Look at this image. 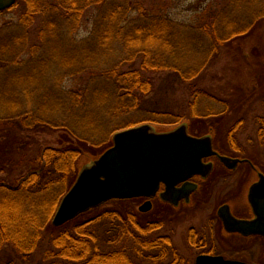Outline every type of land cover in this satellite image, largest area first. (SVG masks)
<instances>
[{
	"label": "trees",
	"instance_id": "trees-1",
	"mask_svg": "<svg viewBox=\"0 0 264 264\" xmlns=\"http://www.w3.org/2000/svg\"><path fill=\"white\" fill-rule=\"evenodd\" d=\"M250 1L213 0L183 21L163 9L162 0L24 2L22 29H0V162L14 170L24 160L27 168L12 184L0 182V252L11 246L25 260L42 250V264H167L175 246L161 225L141 220L135 198L113 199L62 226L52 219L81 159L101 155L119 130L188 121L193 134L215 130L220 150L248 157L247 149L223 138H237L238 125L246 131L254 117L264 141V6L247 11ZM87 14L94 18L92 33L78 40ZM34 16L41 22L32 36ZM224 55L227 68L243 63L240 72L256 78L221 90L226 96L207 94L204 76ZM66 77L73 87H66ZM174 93L183 96L175 109L161 106ZM205 99L221 109L197 110ZM134 112L148 116L113 123ZM41 133H59V146L32 152ZM11 260L0 258V264Z\"/></svg>",
	"mask_w": 264,
	"mask_h": 264
},
{
	"label": "water",
	"instance_id": "water-1",
	"mask_svg": "<svg viewBox=\"0 0 264 264\" xmlns=\"http://www.w3.org/2000/svg\"><path fill=\"white\" fill-rule=\"evenodd\" d=\"M17 0H0V11L12 7ZM113 145L99 157L85 164L79 171L73 185L62 197L53 216L52 223L62 226L80 214L97 208L112 199L147 197L140 209L148 211L151 200L161 184L165 190L161 198L178 205L182 197H189L197 187L188 181L195 175L207 176L213 163L203 159L218 152L213 148L211 134L194 136L189 133L188 122L176 127L158 131L151 123H142L115 132ZM229 167H235L239 159L221 156ZM183 182L178 188L177 184ZM256 217L252 220L236 218L230 209L221 208L228 231L243 234L264 235V174L249 190ZM196 264H256L228 260L222 256L197 258Z\"/></svg>",
	"mask_w": 264,
	"mask_h": 264
},
{
	"label": "rangeland",
	"instance_id": "rangeland-1",
	"mask_svg": "<svg viewBox=\"0 0 264 264\" xmlns=\"http://www.w3.org/2000/svg\"><path fill=\"white\" fill-rule=\"evenodd\" d=\"M26 1L29 2V0H21L18 3V5H15L4 11H0V29L7 27V26H10L9 28L10 29L12 28L14 32H15V29L17 28L22 29L23 25L26 23V20H27L26 17L24 16L25 19L22 25L20 26V23L23 18L22 14L25 8L24 2ZM210 1H213V0H162L161 7L165 9L166 6H168L167 9L169 13L172 15V17L178 21H183V20L188 19L190 16L196 14L198 10H200L204 5H206ZM216 2L219 3L220 5L225 3L224 0H216ZM250 2H251L249 4L250 7L247 8V11H251V9L253 7H256L258 4L261 6H264V0H251ZM144 9L146 10V8ZM148 9L149 8H147V10ZM150 12H153V10L150 9ZM31 21H35L32 27L33 29H31V34L33 36V35H36L37 29H39L38 24L39 22H41V19L39 16L38 17L34 16ZM93 22H94V18L92 17V15L87 14L85 16V19L82 25L77 30L76 37L78 40H83L90 36V34L92 33V29H93ZM200 37H201V34H200ZM33 40H36V39H33L30 37V41H33ZM225 51L226 50H224L223 52ZM228 62L229 60L227 59V56L224 55L216 61V64H214L208 72L206 71L207 73L204 76V79H205L204 87L208 88L209 93L207 94H212V95H216L219 97L226 96L225 92H222L221 90L225 88L227 89L229 87L230 89H234L232 88V86L233 87L236 86L237 88L238 87L244 88V86L251 85L254 82L256 76L253 72L249 73V71L247 70L246 72H240L241 69H244L243 63L236 62V63H233V65L231 66L229 63L230 68H227ZM55 69H56V65H55ZM54 71L56 73V70ZM155 76L158 78L157 75ZM65 85L67 88L73 87L74 86L73 79H71V77H66ZM182 98L183 96L179 95L178 93H174V95L170 96L169 98H164V99L162 98L161 101L163 102L160 104H163L161 106L170 104L172 106L171 109H175L174 104L177 106L178 105L177 103ZM152 102L153 101L148 102L149 107L153 106ZM235 102H238L237 98L235 99ZM217 105L220 107L221 104L216 103V102L213 103L211 100L205 99L203 103L201 102V104L197 105L198 107L197 110L202 111L205 108L217 107ZM261 107L264 108V105ZM259 112H260L259 115L261 114L264 115V111L262 112L261 110ZM142 116H148V115L145 113L140 114L136 112L130 113L127 115L125 114V115L119 116L117 119L113 121V123L118 124L120 122L129 121L131 119L138 120V118L139 117L141 118ZM237 117L238 116L236 115H232L233 121ZM170 118L171 117H167V119L171 120ZM230 120L231 118H228L227 116L225 121L229 122V125H232L233 121L230 124ZM243 125L244 123L242 124V126ZM155 126L157 127L158 131H166L172 128L174 125H171L168 127V125L163 126V125L155 124ZM247 127L248 129H246V131H243V132H241L242 127L234 131V133H236L237 136L239 137V138L237 137L238 144L240 147L247 149L246 150L247 156L253 159L256 162L255 164L264 171V141L261 142V140H258L259 126L256 124L254 117H249ZM247 134L248 135L252 134L250 140L247 139ZM35 139H36L35 140L36 142H34V146H32V152L35 151L36 149H41L40 147H44V146L45 147L46 146H59V133H53V134L41 133V134H37ZM247 141L249 142V144L247 143ZM32 152L29 153V151L23 150V155L29 157L31 156V154H33ZM95 158L97 157L91 156V155L84 156L80 161L79 171L85 164L91 162ZM25 164L26 162L22 160L20 163H18L16 169L13 170L9 168V163L6 162V159L1 161L0 162V182H4V183L6 182L8 184H12L13 181L16 180L17 178L25 176L27 174V168H25ZM4 165H5V169L2 171V166ZM240 169L241 171L239 172V175H240V179L242 180L244 178V174L248 170V167L242 166ZM239 185L242 187L244 183L240 181ZM216 202L217 200L213 198L210 200V203L208 204V206H205V208H198V207L190 208L189 211L187 212L188 214L183 215V220L179 219L174 222L175 228L173 230L168 232L167 227H166V229L160 231L161 234L166 235V233H170L174 240L175 248L178 247L179 249H181L183 254H186L188 258L189 257L193 258V261H194L196 253H199V252L195 249V246L192 244L193 240L195 239L198 240V238L200 237L199 240L206 241V240H210L211 238V240L214 241L215 245L219 244V242L216 241V234L214 235V233H211L213 232L212 231L213 227H211L212 229L210 228L211 224L215 225L216 222L213 223L210 221V218H207L209 216L208 213L210 214L212 212L211 210L214 207H216V204H218ZM134 206H135L136 211L138 212V209H137L138 200L134 201ZM151 213L149 212L148 216L140 215V218L144 219L150 216L153 218L154 215L152 216ZM178 216H181V214L174 215V217H178ZM46 247L48 246L45 245V248ZM217 248H220V247H217ZM253 249H254L253 252H251L252 255L247 254L246 259L264 263L262 253L260 252L261 250L258 249V247H255ZM41 252L42 250H39V252L36 253L32 258L23 260L21 259V256L18 255V253L15 252L13 248H11V246H5L0 252V258L2 260H5V259L8 260L9 258H11L12 259L11 262L15 261L14 264H42L45 262V260L43 259V254Z\"/></svg>",
	"mask_w": 264,
	"mask_h": 264
},
{
	"label": "flooded vegetation",
	"instance_id": "flooded-vegetation-1",
	"mask_svg": "<svg viewBox=\"0 0 264 264\" xmlns=\"http://www.w3.org/2000/svg\"><path fill=\"white\" fill-rule=\"evenodd\" d=\"M239 128L242 127L238 125ZM234 130V128H233ZM237 130V129H235ZM192 133V132H191ZM193 134V133H192ZM211 134L213 137V148L218 152L217 154L205 157L203 161L205 163H213V168L207 176L195 175L188 179L189 182L197 185L194 191H192L189 197H182L178 205H174L170 201H165L161 198V193L165 190V185L161 184V187L155 197L151 200V206L148 211H142L140 207L149 200L146 197H137L138 200V213L141 215H149V212L154 215L152 218L146 217L141 220L150 219L149 224L161 225L162 230L166 229L168 232L175 228V221L182 219L183 215H187L190 208L198 207L205 208L208 206L211 199H216L218 204L208 213L210 221L216 224H211L210 228L213 227L211 233L216 234V241L219 242L218 245H215L214 241L211 240H193V245L195 249L199 252L196 253L195 259L187 257L186 254H183L182 250L175 248L173 254L169 257L167 264H196L197 258L201 255L205 256H222L228 260H237L246 263H256L264 264L261 262L247 260L246 255L253 252V248L258 247L260 249L263 259H264V235L262 234H243L239 231H228L223 220V217L220 214L221 208L230 209L231 213L238 219L243 220H252L256 217L254 208L249 201V190L253 183L259 180V172L264 174V171L258 167L255 162L242 155H238L232 152H226L220 150L216 146V131L213 130L209 133L199 134L198 136H203ZM197 135V134H194ZM229 137L225 136L223 139L224 143L233 145L238 144L236 136ZM220 139V138H219ZM221 156H227L233 159H239L235 167H229L227 162H224L221 159ZM242 166H247L248 170L244 174V178L241 180L239 172L241 171ZM242 181L244 185L242 187L239 185V182ZM183 182L177 184V187L180 188L183 186ZM206 211V209H205ZM208 212V211H207ZM176 214H181V216L174 217ZM211 231V230H210ZM169 236L171 242L174 244V240L170 233H166ZM211 237V236H210ZM197 240V241H196ZM175 246V245H174ZM220 247V248H217ZM222 251H221V250ZM186 255V256H185ZM187 257V258H186Z\"/></svg>",
	"mask_w": 264,
	"mask_h": 264
}]
</instances>
